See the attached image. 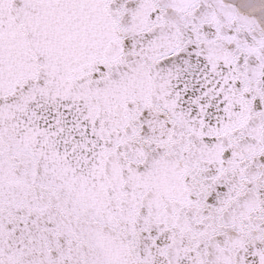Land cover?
<instances>
[{
	"label": "snow or ice",
	"instance_id": "obj_1",
	"mask_svg": "<svg viewBox=\"0 0 264 264\" xmlns=\"http://www.w3.org/2000/svg\"><path fill=\"white\" fill-rule=\"evenodd\" d=\"M0 264H264V0H0Z\"/></svg>",
	"mask_w": 264,
	"mask_h": 264
}]
</instances>
